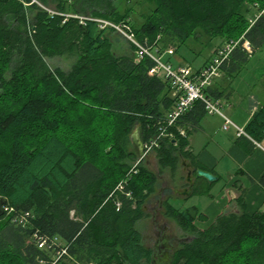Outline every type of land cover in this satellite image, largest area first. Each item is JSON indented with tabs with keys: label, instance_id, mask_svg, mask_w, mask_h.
<instances>
[{
	"label": "trees",
	"instance_id": "obj_1",
	"mask_svg": "<svg viewBox=\"0 0 264 264\" xmlns=\"http://www.w3.org/2000/svg\"><path fill=\"white\" fill-rule=\"evenodd\" d=\"M78 1L0 0V198L12 208L0 215V264H154L137 222L156 177L131 136L139 129L143 143L153 140L178 97L170 79L150 74L153 58L137 60L136 43L174 67L189 65L190 52L201 59L234 45L219 66L227 86L204 88L214 100L264 46V0ZM99 20L131 35L133 53L118 54L117 28ZM59 57L70 66L52 65ZM194 104L153 149L162 165L174 166L176 151L191 158L179 130L208 112ZM246 133L264 137V105ZM168 209L189 236L170 264H264V211L224 213L200 229L191 210Z\"/></svg>",
	"mask_w": 264,
	"mask_h": 264
},
{
	"label": "crops",
	"instance_id": "obj_2",
	"mask_svg": "<svg viewBox=\"0 0 264 264\" xmlns=\"http://www.w3.org/2000/svg\"><path fill=\"white\" fill-rule=\"evenodd\" d=\"M221 78L222 73L215 78L216 84L213 85L222 90L227 85L217 83ZM216 100L220 102L221 113L206 112L198 123L190 118L182 126L188 131L185 150L192 154L191 158L176 151L175 165H162L153 150L143 159L145 166L156 177L155 188L143 206L145 217L137 222L143 239L141 223L156 219L170 225L173 222L183 235L186 234L170 216L168 205L181 211L191 210L194 224L200 229L207 228L224 213L240 212L242 209L248 213L264 211V137L257 141L247 133L240 134L234 125L224 128L226 116L246 132L254 113L264 105V46L250 58L230 87ZM194 107L195 111L198 110L196 104ZM136 132L137 129L131 136L132 148ZM138 137L141 140L140 131ZM199 165L217 175L218 180L209 182L196 177L192 194H180L178 190L182 191L189 185L186 180L188 172L192 170L195 175ZM240 196L243 197V206L238 202ZM168 228L174 230L173 227ZM144 243L148 247L153 246L145 239Z\"/></svg>",
	"mask_w": 264,
	"mask_h": 264
},
{
	"label": "built area",
	"instance_id": "obj_3",
	"mask_svg": "<svg viewBox=\"0 0 264 264\" xmlns=\"http://www.w3.org/2000/svg\"><path fill=\"white\" fill-rule=\"evenodd\" d=\"M99 21L102 22L104 25H112L117 29L121 30L123 33H125L120 27L114 25L113 23H110L109 21ZM127 36L131 41L135 42L131 35ZM136 44L138 46V50L136 51L137 60L142 59L144 56H149L153 58L156 62V66L151 69L150 74L165 76L170 79L171 85L175 90V95H177L178 97L175 107L168 113L165 126L160 128L159 134L153 140L148 143H144V153L139 158V163L146 157L147 154H149L151 151H153L155 147L159 145V143L164 137H173L174 134L169 132L168 129L175 125L177 120L180 119L186 112H188L197 100H201L205 103L208 112L221 113L220 102L218 100L209 98L204 93V88L212 85L214 83L215 78L220 75L219 66L234 48V45L228 44L225 47L219 49L218 56L215 59L214 63L197 72L189 65H178L177 67H174L171 63L164 62L161 57L154 54L150 48H147L139 43ZM245 46L247 49H250L248 42L245 43ZM168 52L173 53V50L170 49L168 50ZM225 118V129H227L230 125H234L235 127H237L240 134H246L243 128L238 127L228 117L225 116ZM179 132L182 136L187 135L185 129H180ZM116 205L117 207H119L120 202H117ZM2 207L4 211L11 212L12 210L11 207L5 204ZM27 215L28 213L24 217L20 218L21 223H26ZM46 242L47 240L40 239L39 247L44 248L47 245ZM64 253H66L65 249L59 251L58 258H60Z\"/></svg>",
	"mask_w": 264,
	"mask_h": 264
},
{
	"label": "rangeland",
	"instance_id": "obj_4",
	"mask_svg": "<svg viewBox=\"0 0 264 264\" xmlns=\"http://www.w3.org/2000/svg\"><path fill=\"white\" fill-rule=\"evenodd\" d=\"M76 3V6L78 8L81 7L82 1H78V0H73ZM135 1V0H134ZM33 2V0H32ZM133 2V1H132ZM39 4V2H36ZM135 6V10L137 11L135 14V18L139 17L138 14L139 12L142 11V8L139 7V5L137 3H132ZM127 5V3L121 2L120 1V8H124ZM112 42L114 44V48L116 50V52L118 54H123V53H129L132 54V48H131V43H130V39L128 38V36L123 33L121 30L117 29L115 32H113L110 35ZM216 48H212L211 50H205L204 51V57L203 58H208L210 55H214L215 58H217L218 54L215 52ZM187 60H189V65L195 69L198 66H200V64L203 62V58L198 59L197 56L194 53H188L187 55ZM52 65H58L64 68H68L70 66L71 63V59H67L66 57H59V58H55V59H51L50 60ZM187 64V63H186ZM220 110L222 111V109L220 108ZM177 200H174L173 202H176ZM202 201H205L202 200ZM160 222V221H159ZM142 224V231L144 232V239L145 242L149 245H153L155 240L158 238L157 236V230L155 227V220L152 222H143ZM174 223L172 222V224L170 225L169 223H166V226L168 227H173L174 228V233L177 235V238H180V243L187 241L189 237L186 236V234H182L180 229H178Z\"/></svg>",
	"mask_w": 264,
	"mask_h": 264
},
{
	"label": "flooded vegetation",
	"instance_id": "obj_5",
	"mask_svg": "<svg viewBox=\"0 0 264 264\" xmlns=\"http://www.w3.org/2000/svg\"><path fill=\"white\" fill-rule=\"evenodd\" d=\"M155 227L158 238L155 240L152 246L155 256L154 264H170L172 260V254L180 245V238H177L174 230L169 229L166 226V222L164 221L159 222V220L156 219Z\"/></svg>",
	"mask_w": 264,
	"mask_h": 264
},
{
	"label": "water",
	"instance_id": "obj_6",
	"mask_svg": "<svg viewBox=\"0 0 264 264\" xmlns=\"http://www.w3.org/2000/svg\"><path fill=\"white\" fill-rule=\"evenodd\" d=\"M138 133H139V130L137 129V132L133 136V144H134V149H135L137 155L141 157L144 153V151H143L144 144L140 140V138L138 137ZM189 166L191 167V164H189ZM196 177L205 178L209 182H214V181L218 180V176L213 174L212 172H210L208 170L198 169L196 171L195 175L192 173V170H190L187 174V177H186V180L189 184L188 187H185L184 189H182V191L178 190V192L180 194H183V195H191L193 192V187H194V179ZM5 202H6L5 199L0 198V215L3 214V207L2 206L5 204Z\"/></svg>",
	"mask_w": 264,
	"mask_h": 264
},
{
	"label": "bare ground",
	"instance_id": "obj_7",
	"mask_svg": "<svg viewBox=\"0 0 264 264\" xmlns=\"http://www.w3.org/2000/svg\"><path fill=\"white\" fill-rule=\"evenodd\" d=\"M128 34V33H127ZM143 151H144V148H143ZM140 157V156H139Z\"/></svg>",
	"mask_w": 264,
	"mask_h": 264
}]
</instances>
